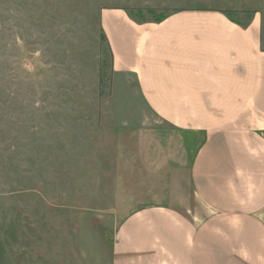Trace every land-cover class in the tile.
Wrapping results in <instances>:
<instances>
[{
	"label": "rangeland",
	"instance_id": "1",
	"mask_svg": "<svg viewBox=\"0 0 264 264\" xmlns=\"http://www.w3.org/2000/svg\"><path fill=\"white\" fill-rule=\"evenodd\" d=\"M244 4L0 0V264H111L128 214L197 208L189 168L202 136L161 122L136 77L113 73L100 12L141 23Z\"/></svg>",
	"mask_w": 264,
	"mask_h": 264
},
{
	"label": "crops",
	"instance_id": "2",
	"mask_svg": "<svg viewBox=\"0 0 264 264\" xmlns=\"http://www.w3.org/2000/svg\"><path fill=\"white\" fill-rule=\"evenodd\" d=\"M238 2L155 22L100 12L113 73L136 77L161 122L202 136L189 168L197 208L128 214L111 264H264V5Z\"/></svg>",
	"mask_w": 264,
	"mask_h": 264
},
{
	"label": "trees",
	"instance_id": "3",
	"mask_svg": "<svg viewBox=\"0 0 264 264\" xmlns=\"http://www.w3.org/2000/svg\"><path fill=\"white\" fill-rule=\"evenodd\" d=\"M226 11H227V12H229V11L231 12V11H233V10H226ZM246 12H251V11H246ZM163 18H164V17H162L161 19H163ZM161 19H160V20H161ZM160 20H159V21H160ZM100 33H101V37H100V38H101V41H102V42H107L106 36H105L104 31L102 30V28L100 29Z\"/></svg>",
	"mask_w": 264,
	"mask_h": 264
}]
</instances>
